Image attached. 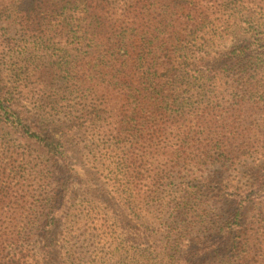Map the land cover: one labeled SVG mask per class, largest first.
I'll list each match as a JSON object with an SVG mask.
<instances>
[{"label": "trees", "instance_id": "1", "mask_svg": "<svg viewBox=\"0 0 264 264\" xmlns=\"http://www.w3.org/2000/svg\"><path fill=\"white\" fill-rule=\"evenodd\" d=\"M27 12L25 59L0 71V204L19 174L36 177L38 225L24 234L38 240L37 264H58L61 241H73L69 264H178L193 237L181 217L203 222L190 195L209 180L169 179L183 165L238 159L247 144L245 102L264 93L237 70L264 67V0H31ZM79 152L108 187L92 183L64 207L52 168L72 171ZM143 201L172 213L140 228L149 252H130L122 234L136 202L148 214ZM4 242L0 264H21Z\"/></svg>", "mask_w": 264, "mask_h": 264}, {"label": "rangeland", "instance_id": "2", "mask_svg": "<svg viewBox=\"0 0 264 264\" xmlns=\"http://www.w3.org/2000/svg\"><path fill=\"white\" fill-rule=\"evenodd\" d=\"M3 4L0 5V71H4L5 74L6 69L13 68L20 60L25 59L22 52L26 39L19 22L29 14L27 10L31 6V0H5ZM224 45L225 48L229 47L231 42L227 41ZM237 71L238 74L247 75L248 85L244 88L250 91L256 88L257 91L264 93V67L258 72L248 68ZM242 85L243 82L232 83L234 87L240 88ZM232 90L235 91L231 87L230 93ZM245 103L243 126L248 138L247 144L238 153V159L234 157L213 163L183 165L180 169L181 174L178 176L174 172L169 179L171 187L184 180L193 182L202 181L203 178L209 180L205 191H201L199 195L195 193L190 195L192 201L199 204L195 209L197 213H202L203 222H196L189 215L181 217L185 218V221L180 225L184 223L183 225L189 229L186 230L189 232L188 235L193 237L190 240L187 238L180 247L177 254L178 264H264V96L255 102ZM13 137L16 135L13 134ZM89 143L91 142L88 141ZM77 147L81 148V143H78ZM74 157L78 166L72 171L62 165L52 168L57 186L65 187L64 207L78 204L92 183L95 185L93 189H99L97 183L108 187L105 181L96 175L95 170L82 163L81 152ZM82 169H88V172ZM28 179L27 174H19L11 183L13 190H9L7 196L3 197L5 200L0 204V242L6 241L3 243L6 251L13 246L17 251L24 253L20 256L21 264H37L38 240L36 237L29 240L24 230L29 225H38L39 200L34 195V190L39 186V182L36 177L32 178L33 182H29ZM29 192L34 196L30 198ZM147 204L143 201L142 205ZM134 206L131 222L122 235L128 240L126 247L130 252L139 250L149 252L155 243L152 239L138 238L142 235L140 228L163 226L160 223L167 220L172 209L167 208L159 215L156 209L148 204V214H140L139 203L136 202ZM237 209L240 211L236 216ZM13 231L18 235L17 244L13 242ZM194 237L199 239L197 247L192 246ZM62 244L64 248L59 247L58 264L63 257L67 260L73 241L70 245L61 241L58 246ZM23 247L27 249L29 256L27 258ZM88 249L92 251L95 247L90 246ZM66 260L61 264H69ZM101 264L118 263L112 261Z\"/></svg>", "mask_w": 264, "mask_h": 264}]
</instances>
